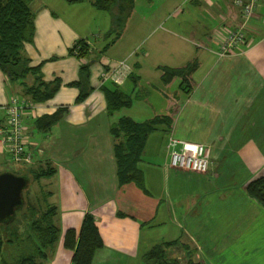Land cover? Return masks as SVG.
I'll list each match as a JSON object with an SVG mask.
<instances>
[{
    "label": "crops",
    "instance_id": "0c3cea01",
    "mask_svg": "<svg viewBox=\"0 0 264 264\" xmlns=\"http://www.w3.org/2000/svg\"><path fill=\"white\" fill-rule=\"evenodd\" d=\"M233 1L132 0L118 37L114 12L98 10L95 0H27L35 38L23 54L39 72L25 84L32 88L39 77L60 86L52 99L34 104L22 81L0 71V127L12 99L32 105L24 128L34 163L18 166L16 175L46 186L45 206H28L40 216L55 209V226L80 233L85 217L95 218L104 247L93 264H129L144 255L149 226L165 230L162 244H173L170 255L183 263L264 264V208L247 192L264 178V0L247 42L222 57L223 35L241 20ZM90 40L85 57L74 55L78 43ZM122 62L132 75L122 85L103 82L102 74ZM165 70H186V78L164 83ZM112 84L133 101L115 115L105 94ZM83 90L87 96L79 101ZM50 118H56L52 125ZM122 118L140 124L162 119L138 164L141 187L119 183L112 128ZM172 137L208 146L210 171L171 169ZM11 166L0 150V174L12 173ZM64 240L59 237L46 264H73Z\"/></svg>",
    "mask_w": 264,
    "mask_h": 264
},
{
    "label": "trees",
    "instance_id": "16d2710c",
    "mask_svg": "<svg viewBox=\"0 0 264 264\" xmlns=\"http://www.w3.org/2000/svg\"><path fill=\"white\" fill-rule=\"evenodd\" d=\"M68 2H79L80 0H67ZM132 0H95L94 5L100 11L114 12V31L119 35L123 32L125 21L131 10ZM35 13L27 0H0V71L8 75L13 81H22L25 92L31 97L34 104L45 103L52 99L59 89V83L43 84L38 77L34 87H27V77H34L38 69L30 67L29 60L24 57V47L32 43L35 38ZM87 47H83L81 57L87 55ZM164 83H169L175 77H185L186 70H165ZM88 74V70H82V79ZM77 86L83 88L82 81ZM112 89L105 88L110 115H115L123 109L132 107V98L124 94L117 86L111 85ZM86 91V90H85ZM84 90L79 98L83 101L87 92ZM52 125L56 118H50ZM162 119L148 123H137L130 118H122L112 128L115 140V157L119 183L125 186L135 183L142 186L143 176L138 169L145 150L148 136L161 124ZM249 196L257 200L264 208V178L257 179L247 187ZM25 209L20 214L21 223L18 218L9 226L0 225V261L1 264H43L47 261V255L54 248L60 237V230L53 224L55 209H49L41 216L33 208ZM27 214V215H26ZM122 216V215H121ZM39 217V218H38ZM25 219H28L25 223ZM31 219V222H30ZM20 224V225H19ZM27 226L22 238L21 227ZM19 226V227H18ZM21 226V227H20ZM25 226V227H26ZM13 227V229H10ZM8 237V239L5 238ZM29 248L24 250L22 257L16 262L10 263L4 255L5 246ZM31 245V246H30ZM173 244H162L156 246L145 256V264H199L189 256L186 263L170 255ZM64 247L74 253L73 264H93L96 253L104 247L95 218L89 214L85 217L80 233L76 230H68L65 234ZM40 260V261H38Z\"/></svg>",
    "mask_w": 264,
    "mask_h": 264
},
{
    "label": "built area",
    "instance_id": "2783aa9c",
    "mask_svg": "<svg viewBox=\"0 0 264 264\" xmlns=\"http://www.w3.org/2000/svg\"><path fill=\"white\" fill-rule=\"evenodd\" d=\"M234 6L240 10V25L234 30L227 31L220 43L219 55L231 56L234 51L247 42L246 31L255 17L259 0H234ZM80 53L77 52V56ZM130 66L122 62L112 70L102 74L103 82L112 81L122 85L131 75ZM32 105L18 97L12 99L6 107L8 120L0 127V150L6 153L12 164L33 165L34 152L30 149L24 128V113ZM170 155L169 167L182 173L206 174L211 167L210 149L208 146L180 141L174 137L169 140L167 147Z\"/></svg>",
    "mask_w": 264,
    "mask_h": 264
},
{
    "label": "rangeland",
    "instance_id": "374dc122",
    "mask_svg": "<svg viewBox=\"0 0 264 264\" xmlns=\"http://www.w3.org/2000/svg\"><path fill=\"white\" fill-rule=\"evenodd\" d=\"M32 6V5H31ZM238 25H240V22L238 23ZM93 40V39H92ZM89 42H91V44L93 43V41H88V42H84V43H78L77 45H76V47L73 49V53H74V55H76L77 56V52L78 53H80L81 54V51H82V49H83V47H87V49L88 48H90L91 47V45H87V43H89ZM88 53H89V49H88V51H87ZM128 66H130L129 64H128ZM130 69H131V66H130ZM131 75H132V70H131V73H130ZM130 75V76H131ZM129 76V77H130ZM128 77V78H129ZM137 113H134V115H136ZM153 147H154V149H156L157 151V153H161V148H160V146H159V142H156V143H154L153 144ZM33 151V150H32ZM156 153V154H157ZM150 162V161H149ZM13 165H15V164H13ZM18 166H24V165H15V166H11V171H12V173L13 172H15V174L18 172ZM26 166H28V165H26ZM148 171V170H147ZM210 171V170H209ZM207 174V173H206ZM32 182H33V180H32ZM151 182H153V181H151ZM35 183V184H34ZM33 184H31V187L24 193V195H25V198H26V201H28L27 202V209L29 208V204H33V205H36V206H42V208H43V206H45V200L48 198V195H49V193H48V191L46 190V186H40L38 183H36V182H34ZM55 190V189H54ZM49 191H51V190H49ZM142 195V194H141ZM263 207V206H262ZM26 209V210H27ZM22 212H20L19 214H18V218H21V216H20V214H21ZM37 213L39 214L38 216H40V212L39 211H37ZM27 215V214H26ZM39 218V217H38ZM17 220H19V223H21V220L23 221L24 219H17ZM27 220L28 219H25V223L27 222ZM30 222H31V219H30ZM64 222V221H63ZM20 225V224H19ZM26 226V225H25ZM25 226H23V227H21L20 229H21V231H20V234L22 235V238L24 239V238H27V234H25V232H26V230L28 229L27 228V226L25 227ZM60 230H61V234H60V241L62 240V239H64V237H65V234H66V231L69 229V227H67V226H59V225H56ZM19 227V226H18ZM165 229H167V226L166 227H164ZM10 229H13V227H11ZM157 227L156 228H152L151 226H149V227H147V229L143 232V253H144V255H140V257L139 258H137V259H134L133 261H128V263L129 264H145V260H144V258H145V256L148 254V251L149 250H151L153 247H156V246H158V245H160V244H162L164 241H165V238L163 237V233H164V229H161V234L160 233H158L157 231ZM167 231V230H166ZM5 238L6 239H8V237H6L5 236ZM59 241V242H60ZM60 244L58 243V245H57V247L59 246ZM31 246V245H30ZM29 248V244H27L26 246H24V247H16V246H5V249H4V255H5V253H6V255H7V257H4V258H6V260H9V262L10 263H13V262H16L17 261V259H19L20 257H22V255L26 252V250ZM26 249V250H25ZM24 250H25V252H24ZM142 253V254H143ZM4 260V259H3ZM3 260L2 261H0V264L1 263H3ZM38 261H40V260H38ZM46 264V263H45Z\"/></svg>",
    "mask_w": 264,
    "mask_h": 264
},
{
    "label": "water",
    "instance_id": "95a60500",
    "mask_svg": "<svg viewBox=\"0 0 264 264\" xmlns=\"http://www.w3.org/2000/svg\"><path fill=\"white\" fill-rule=\"evenodd\" d=\"M28 175L0 174V225L14 223L27 204L24 193L31 187Z\"/></svg>",
    "mask_w": 264,
    "mask_h": 264
}]
</instances>
